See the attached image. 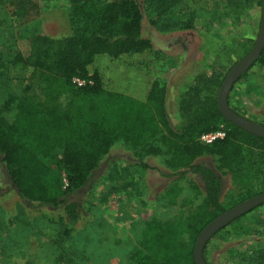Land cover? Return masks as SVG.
<instances>
[{
  "label": "trees",
  "instance_id": "16d2710c",
  "mask_svg": "<svg viewBox=\"0 0 264 264\" xmlns=\"http://www.w3.org/2000/svg\"><path fill=\"white\" fill-rule=\"evenodd\" d=\"M179 1L143 0L140 6L136 0H67L73 35L58 40L45 35L29 37L28 54L17 56L23 69H30L24 86L11 88L0 73V166L4 180L26 203L27 211L61 224L63 236H69L73 224L82 217L75 203L66 204L68 196L86 185L115 141L140 149L157 140L167 155L163 163L171 173L166 176L191 173L201 178L203 193L197 205L172 218L153 216L143 221L128 264H195L193 250L200 231L226 211L219 200L220 177L197 160L212 157L217 169L228 170L240 164L246 150L264 152V138L234 125L218 110L222 81L215 75L198 76L181 95L178 126L169 120L165 86L159 81H150L145 90L137 89L138 93L105 85L99 69L105 57L137 69L134 59L151 50L150 39L142 36L146 14L149 19L155 13L157 17L150 22L165 21L166 28L190 27V18L182 23L171 17ZM5 3L20 22L37 14L34 1ZM2 62L0 58V66ZM255 62L264 64V50ZM75 78L86 83L78 87ZM221 126L223 139L208 145L200 142L202 133ZM56 152L58 167H53L49 162L57 158ZM140 166L149 167L142 162ZM179 190L173 185L164 194V199L173 195L172 200L167 199V207L175 203ZM192 190L200 194L197 187ZM63 206L64 214L56 212ZM46 207L53 211L46 212ZM250 211L208 239L202 249L206 264H216L211 254L227 235L264 234V217ZM236 254L232 252L230 259L238 264H264V238L251 254Z\"/></svg>",
  "mask_w": 264,
  "mask_h": 264
},
{
  "label": "rangeland",
  "instance_id": "374dc122",
  "mask_svg": "<svg viewBox=\"0 0 264 264\" xmlns=\"http://www.w3.org/2000/svg\"><path fill=\"white\" fill-rule=\"evenodd\" d=\"M5 1L0 0V73L14 89L29 82L30 69H23L17 56L28 54L30 36L58 40L75 31L67 0H30L37 4V14L25 22L13 15ZM136 2L142 6L143 0ZM156 17L155 13L149 19L147 14L144 17L142 36L150 39L152 47L134 59L137 69L106 57L99 69L105 85L122 86L131 93L145 90L152 80L159 81L165 86L169 120L172 126H178L177 102L196 78L215 75L223 83L233 65L254 47L261 25L262 0H180L171 17L182 23L190 18V27L185 29L178 25L166 28L165 21L151 23ZM227 102L240 116L264 125V64L255 62L239 75ZM56 155L49 162L53 167H58L57 152ZM166 157L157 140L140 149L122 141L113 142L86 185L68 196L66 204L75 203L82 217L67 237L62 234L61 224L25 209L26 203L4 180L0 166V264H128L143 221L153 216L172 218L202 198L203 182L198 175L166 176L171 173L163 163ZM140 162L149 167L140 166ZM197 162L214 169L220 177L219 200L226 210L244 197L264 192V152L246 150L240 164L228 170L217 169L212 157L204 156ZM60 175L64 182L65 172ZM173 185L180 190L175 203L167 207L166 201L173 195L162 197ZM193 186L200 194H195ZM56 212L64 214V206ZM251 214L264 217V203ZM263 238L264 234L227 235L213 250L211 259L216 264H238L230 259L231 253L251 254Z\"/></svg>",
  "mask_w": 264,
  "mask_h": 264
},
{
  "label": "water",
  "instance_id": "95a60500",
  "mask_svg": "<svg viewBox=\"0 0 264 264\" xmlns=\"http://www.w3.org/2000/svg\"><path fill=\"white\" fill-rule=\"evenodd\" d=\"M264 50V0H262V19L258 38L254 44V47L250 52L245 55L242 59L237 61L233 67L226 74L223 83L221 84L217 93V104L218 110L222 116L232 122L234 125L246 130L247 132L256 136L264 138V125L250 121L236 112H234L228 105L227 97L228 94L238 79L240 73L249 69L255 61L258 59L262 51ZM264 203V192L255 195L249 199H246L232 208L226 210L209 224H207L199 233L196 244L193 250L194 263L195 264H206L202 258V249L208 239L217 233L219 230L224 228L227 224L232 222L237 217L249 212L254 207Z\"/></svg>",
  "mask_w": 264,
  "mask_h": 264
},
{
  "label": "built area",
  "instance_id": "2783aa9c",
  "mask_svg": "<svg viewBox=\"0 0 264 264\" xmlns=\"http://www.w3.org/2000/svg\"><path fill=\"white\" fill-rule=\"evenodd\" d=\"M73 82L76 84V86L80 87L82 85H84L86 82L85 80L82 79H78L75 78L73 79ZM87 83H90V81H88ZM225 137V130L223 129V127H219L218 129L214 130V131H210V132H206V133H202L199 140L201 143L203 144H211L217 140H221Z\"/></svg>",
  "mask_w": 264,
  "mask_h": 264
}]
</instances>
